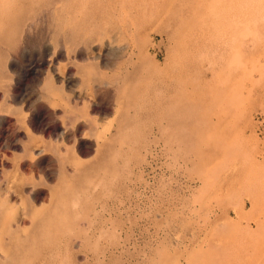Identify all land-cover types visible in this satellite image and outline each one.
<instances>
[{"label":"rangeland","instance_id":"rangeland-1","mask_svg":"<svg viewBox=\"0 0 264 264\" xmlns=\"http://www.w3.org/2000/svg\"><path fill=\"white\" fill-rule=\"evenodd\" d=\"M0 264H264V0H0Z\"/></svg>","mask_w":264,"mask_h":264}]
</instances>
